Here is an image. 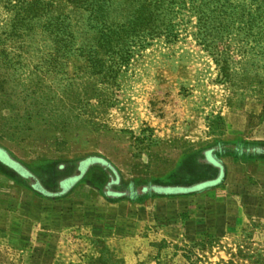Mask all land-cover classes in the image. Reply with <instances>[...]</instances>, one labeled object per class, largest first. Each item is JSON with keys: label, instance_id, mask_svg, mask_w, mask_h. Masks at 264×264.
<instances>
[{"label": "rangeland", "instance_id": "1", "mask_svg": "<svg viewBox=\"0 0 264 264\" xmlns=\"http://www.w3.org/2000/svg\"><path fill=\"white\" fill-rule=\"evenodd\" d=\"M98 2L41 0L32 17L24 0H0V145L17 161L42 171L99 155L132 181L216 139L264 141V24L249 25L264 15L262 0H112L91 14ZM228 168L222 190L257 205L264 169ZM12 186L0 184V217L21 199L29 214L58 217L52 204L63 200L42 204ZM77 194V209L100 199L86 187ZM117 210L116 234L45 229L32 244L21 233L0 240V264H264V209L244 227L224 218L181 232L135 231L136 210Z\"/></svg>", "mask_w": 264, "mask_h": 264}, {"label": "trees", "instance_id": "2", "mask_svg": "<svg viewBox=\"0 0 264 264\" xmlns=\"http://www.w3.org/2000/svg\"><path fill=\"white\" fill-rule=\"evenodd\" d=\"M24 1L27 7L25 11L30 12L32 17L42 15L43 8H38L41 0ZM97 1L99 4L93 5L91 14L98 12L101 15L105 8L104 3L112 2ZM262 7L264 8V3ZM249 22L252 28L262 25L264 15L252 16ZM47 24L45 32L52 36V24L49 21L42 28ZM29 31H33V28H29ZM10 34L16 37L21 35L13 32ZM102 35H98V41H103ZM229 162L264 169V141H252L240 136L216 139L198 151L181 155L174 165L162 173H152L146 179L137 178L132 181H125L119 170L103 156H79L67 163L55 162L41 171L34 166L26 168L27 166L17 161L10 151L0 145V184H12L45 202L67 199L77 193L78 189L86 187L108 204L143 206L152 200L196 197L215 191L225 184ZM94 182L97 183L96 187L92 186Z\"/></svg>", "mask_w": 264, "mask_h": 264}, {"label": "crops", "instance_id": "3", "mask_svg": "<svg viewBox=\"0 0 264 264\" xmlns=\"http://www.w3.org/2000/svg\"><path fill=\"white\" fill-rule=\"evenodd\" d=\"M228 177H230L229 172ZM223 186L196 197L152 200L143 206H131L136 210V215L132 219L136 222L135 231L144 226H156L163 229L178 228L181 232L191 226L203 228L207 222L210 224L211 220L214 223L217 220H224V218L228 221L230 219L235 221V223L231 222L227 226L244 227L251 223L252 212L254 213L257 209H264V198L258 199L257 205L251 206L246 200H252L253 195L250 193H225L226 191L222 190ZM17 190L23 197L28 195L20 188ZM3 194H6L5 198L15 199L10 193L5 192ZM77 195L75 193L72 195L73 197L64 199L66 205L63 202L55 201L57 205L54 207L52 204V209H55L53 213L58 212L59 215L51 220L44 218V211L36 214L27 213V205H25L27 201L21 199L17 208L20 209L19 212L11 209L4 217H0V226H2L0 240L9 241L13 234L21 233L24 234L25 238L28 236L23 242L25 245L32 244V238L37 237V234L45 231V229L59 234L80 228L90 235L105 234V232L116 234L123 229L125 215L118 212L117 208L123 206L124 203L111 205L99 196L100 199L96 200L94 205H92L90 198L88 201L83 200L84 204L87 202L86 207L77 209L75 206ZM35 200L40 203L45 202L40 198Z\"/></svg>", "mask_w": 264, "mask_h": 264}]
</instances>
